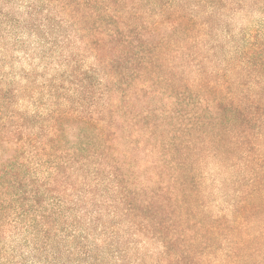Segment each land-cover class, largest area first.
Here are the masks:
<instances>
[{
	"label": "clouds",
	"instance_id": "obj_1",
	"mask_svg": "<svg viewBox=\"0 0 264 264\" xmlns=\"http://www.w3.org/2000/svg\"><path fill=\"white\" fill-rule=\"evenodd\" d=\"M0 264H264V0H0Z\"/></svg>",
	"mask_w": 264,
	"mask_h": 264
}]
</instances>
